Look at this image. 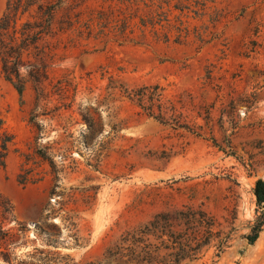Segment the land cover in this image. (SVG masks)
Here are the masks:
<instances>
[{"label":"rangeland","instance_id":"1","mask_svg":"<svg viewBox=\"0 0 264 264\" xmlns=\"http://www.w3.org/2000/svg\"><path fill=\"white\" fill-rule=\"evenodd\" d=\"M162 1L171 9L164 32L65 39L59 48L50 76L65 77L76 103L92 109L99 132L91 145L78 116H38L33 126L32 115L52 106L35 109L32 83L21 101L0 78V118L12 137L0 165V194L12 206L10 264H99L127 227L184 207L209 213L231 242L219 257L210 247L182 264H264V227L253 244L245 238L258 211L254 182L264 181V0ZM7 2L0 0V18ZM153 84L181 96L191 121L203 124L196 117L209 110L211 134L140 115L118 88ZM44 147L52 169L34 156ZM24 169L35 183H19Z\"/></svg>","mask_w":264,"mask_h":264},{"label":"trees","instance_id":"2","mask_svg":"<svg viewBox=\"0 0 264 264\" xmlns=\"http://www.w3.org/2000/svg\"><path fill=\"white\" fill-rule=\"evenodd\" d=\"M86 1L8 0L0 18V78L14 88L21 101L27 84L32 83L35 109L40 105L52 106L40 114L32 115L29 122L33 126L37 127L33 120L38 116L45 115L51 119L61 118L65 114L69 118L78 116L87 130L85 143L91 145L99 132L92 109L88 106L83 108L82 102L76 103V89H73L75 93L71 95L70 83L65 77L58 79L50 76V69L59 60L60 46L66 47L67 42L63 43L65 39L125 41L133 39L136 32L142 36L150 32L156 34V28L163 31L164 24L169 22L171 9H163L166 2L162 0H100L99 7H88ZM176 30L180 33L179 29ZM206 76L207 80L211 79L210 73ZM118 88L120 94L138 109V114L161 125L186 131L196 137H203L206 130L210 131L209 110L206 109L204 116L198 114L196 117L203 124L189 120L182 112L181 96L168 98L165 88L159 84L133 89L122 86ZM3 124L0 118L1 166L4 165L3 160L12 140L3 129ZM62 130L63 133H69L67 128ZM38 138L39 134L36 136ZM209 140L220 148L213 137ZM69 151L67 149L64 153ZM50 152L49 147H44V151L34 152V156L42 163L49 164L52 169L53 155ZM28 156L25 157L27 161ZM22 172L18 175L20 184L36 182L31 170L24 169ZM57 178L56 174L54 181L57 182ZM252 193L258 211L250 227V234L245 237L249 244L257 240L264 227L262 179L254 182ZM11 213L10 202L0 194V258L8 264L9 250L15 242L14 235L6 228ZM230 242L231 233L222 232L213 216L202 209L184 207L172 213L156 214L144 223L127 227L105 250L99 264H182L199 259L210 247L215 248V257H219Z\"/></svg>","mask_w":264,"mask_h":264}]
</instances>
